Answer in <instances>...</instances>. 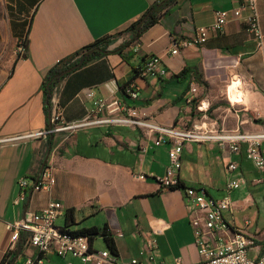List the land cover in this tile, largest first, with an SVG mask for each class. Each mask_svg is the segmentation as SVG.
I'll return each mask as SVG.
<instances>
[{
  "label": "crops",
  "instance_id": "0c3cea01",
  "mask_svg": "<svg viewBox=\"0 0 264 264\" xmlns=\"http://www.w3.org/2000/svg\"><path fill=\"white\" fill-rule=\"evenodd\" d=\"M157 1L4 0L0 38L14 43L28 40L0 84V264L11 238L7 223L29 217L50 201L63 205L56 220L59 226L71 231L98 228L100 234L91 241L96 250L109 249L102 234L108 228L119 261L142 259L140 249L147 238L155 236L158 247L149 264H174L177 258L184 264H197L201 254L191 218L201 213L186 202L184 188L194 186L217 199L225 195L231 178H238L241 186L233 189L232 206L224 211L229 227L214 232L212 238L217 241L245 230L255 238L249 255L257 258L264 251V171L247 157L246 142L233 152L213 140L186 141L180 186L165 188L156 176L166 171L170 143L156 145L154 136L139 126L50 132L61 122L86 116L92 105L86 96L89 87L95 89L96 97H116L157 124L186 127L205 121L242 132L264 131V42L258 47L247 28V7L205 44L170 52L175 41L191 38L198 27L211 24L215 10L243 6V0H174L139 36L131 33L124 44L109 45L108 52L60 77L45 110L44 81L59 60L128 29ZM257 5L264 34V0H257ZM155 54L162 57L166 76L141 73L146 59ZM237 76L240 85L234 79L230 83ZM193 81L194 95L190 92ZM130 82L138 88L136 99L123 91ZM57 111L61 119L50 126L49 114L52 118ZM40 131L45 133L34 134ZM48 159L54 165L56 182L50 191H32L31 181ZM230 161L238 163L232 172L227 168ZM141 172L146 178H137ZM20 177L29 185L24 199L15 203ZM69 209L73 213L68 217ZM154 225L162 232L154 233ZM116 231L123 236L117 237ZM27 254L37 257L41 253L22 237L10 256L22 263ZM42 258L43 264L65 262L54 252ZM67 259L82 264L73 256Z\"/></svg>",
  "mask_w": 264,
  "mask_h": 264
},
{
  "label": "built area",
  "instance_id": "2783aa9c",
  "mask_svg": "<svg viewBox=\"0 0 264 264\" xmlns=\"http://www.w3.org/2000/svg\"><path fill=\"white\" fill-rule=\"evenodd\" d=\"M243 6L231 9L215 10L214 20L211 24L197 28L195 35L191 38L175 41L171 48V54H177L181 47L205 44L211 34L221 32L224 26L231 20L240 18L242 7H247L249 13L246 16L247 28L253 33L258 47L264 42V34L259 22L257 0H243ZM143 75L166 76L167 68L164 66L160 55L149 56L143 69ZM123 91L131 98L139 97L138 88L133 83H128ZM190 92L194 95L197 92L196 83L193 81ZM86 96L91 99V107L86 116L78 121L63 123L53 127L50 132L70 129L78 130L91 126L100 125H136L144 129L147 135L154 136L156 145L165 142L170 143L168 150L169 163L163 175L156 176V180L165 188L180 186L179 169L181 168V154L186 141H209L218 142L222 147H229L231 151L238 152L242 142L247 143V157L250 158L260 171H264V153L262 150L264 142L263 132H242L238 129H228L216 123L210 124L205 121L194 123L186 127L175 125H161L149 120L145 113H141L136 107L114 97L111 99L96 97L93 87L86 90ZM192 99V98H191ZM189 99V100H191ZM200 109L201 106L198 105ZM201 110V109H200ZM61 119V112L57 111L51 118L52 123H57ZM44 131L34 133L42 135ZM230 172L238 168V163L230 161L227 165ZM145 173H139L137 178H146ZM56 182L54 176V165L51 160H47L41 170L31 181L32 191H50ZM29 181L25 177L18 179L20 192L15 198V203L25 197V188ZM241 186L238 178H231L225 186V195L221 198H214L200 188L185 186L184 197L196 212L201 215L191 218L194 227L195 242L201 254V261L197 264H264V251L257 258L249 255V249L255 244V238L245 230H237L230 237H225L215 241L212 234L218 230L227 229L229 226L224 219V211L232 206L231 192ZM63 205L60 201H50L38 212L32 213L29 217L8 222L7 228L11 231L10 243L3 260L6 264H43L42 256L47 253H56L65 259L64 264H75L67 259L68 256L78 258L82 264H149L155 258L154 252L158 247L155 236L146 239L144 246L140 249V254L144 257L131 258L128 261H119L109 249L96 250L92 247L89 239L84 235L72 234L68 230L56 223L59 215L62 214ZM154 233L162 232L160 226L152 227ZM117 237H122L120 231H116ZM210 235V237H207ZM24 237L28 246L40 251L39 256L27 254L22 263L11 259V254L17 250L20 239ZM174 264H184L177 258Z\"/></svg>",
  "mask_w": 264,
  "mask_h": 264
},
{
  "label": "trees",
  "instance_id": "16d2710c",
  "mask_svg": "<svg viewBox=\"0 0 264 264\" xmlns=\"http://www.w3.org/2000/svg\"><path fill=\"white\" fill-rule=\"evenodd\" d=\"M172 2H174V0H159V1H157L137 21L133 22L129 26L128 29L133 30L135 32V34L139 36L146 28H148L149 26H151L157 22L159 14L161 12L165 11L167 9V7H169V5L172 4ZM143 19H145L143 21V23L139 27H137L138 23ZM113 37H115V36L114 35L105 36L104 38L98 39L94 43H92L88 46H84L83 48H81L80 50H77L73 54L59 60L49 70V72L45 78V81H44V92L46 95V109L45 110H47L48 105H50L51 94H52L51 91H52L54 85L56 84L57 80L59 79L57 77L58 74H60L64 70L71 68L72 66L76 65L80 61V58L83 56V54L86 51H88L89 49L99 48L98 50L94 51L89 56H87L80 66L84 65L85 63H87L88 61H90L91 59L96 57L97 55L108 52L109 51L108 46L111 43ZM27 40H28V37H26L24 40V46L26 45ZM49 89H51L50 92H49ZM72 213H73V209H69L68 210V217ZM64 229H66V228H64ZM66 230H68L72 234L86 236L89 239L90 243L97 234H100L98 228H96L94 226L89 227V228H82V229L77 230V231H71L69 229H66ZM102 234L104 235L106 241L108 242L110 251H112L114 254H116L117 248H116L115 241H114L113 237L110 235V230L108 228H105L103 230ZM1 264H6V260H3Z\"/></svg>",
  "mask_w": 264,
  "mask_h": 264
},
{
  "label": "rangeland",
  "instance_id": "374dc122",
  "mask_svg": "<svg viewBox=\"0 0 264 264\" xmlns=\"http://www.w3.org/2000/svg\"><path fill=\"white\" fill-rule=\"evenodd\" d=\"M6 12V6L4 0H0V21L4 19ZM133 30L124 29L112 38V41L109 45L118 43L124 44L130 37V34H133ZM135 34V32H134ZM24 51V40L22 42H11L5 41L0 38V84L4 79L11 73L13 70L16 61L21 57L22 52ZM230 81L232 83L233 79Z\"/></svg>",
  "mask_w": 264,
  "mask_h": 264
},
{
  "label": "water",
  "instance_id": "95a60500",
  "mask_svg": "<svg viewBox=\"0 0 264 264\" xmlns=\"http://www.w3.org/2000/svg\"><path fill=\"white\" fill-rule=\"evenodd\" d=\"M145 19H143V20H141L139 23H138V25H137V27H139L142 23H143V21H144ZM99 48H93V49H89L88 51H86L84 54H83V56L80 58V61L76 64V65H74V66H72L71 68H68V69H66V70H64V71H62L60 74H58V78H60V77H62V76H65L66 74H68L69 72H71L72 70H74V69H76L78 66H80L82 63H83V61L85 60V58L87 57V56H89L91 53H93L94 51H96V50H98ZM24 57L26 56L25 54L23 55ZM50 85V84H49ZM51 91V89H49V92ZM52 122H51V116H50V114H49V125L51 126L52 124H51Z\"/></svg>",
  "mask_w": 264,
  "mask_h": 264
},
{
  "label": "bare ground",
  "instance_id": "6f19581e",
  "mask_svg": "<svg viewBox=\"0 0 264 264\" xmlns=\"http://www.w3.org/2000/svg\"><path fill=\"white\" fill-rule=\"evenodd\" d=\"M234 80H235V82H237V84L240 85L241 80H240V77L239 76L235 77Z\"/></svg>",
  "mask_w": 264,
  "mask_h": 264
}]
</instances>
